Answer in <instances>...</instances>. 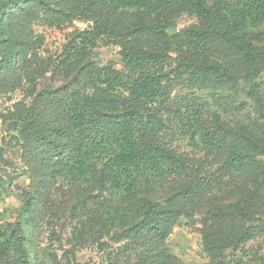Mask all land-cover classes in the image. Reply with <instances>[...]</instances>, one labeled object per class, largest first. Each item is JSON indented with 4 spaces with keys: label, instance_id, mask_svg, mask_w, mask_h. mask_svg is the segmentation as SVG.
Wrapping results in <instances>:
<instances>
[{
    "label": "rangeland",
    "instance_id": "1",
    "mask_svg": "<svg viewBox=\"0 0 264 264\" xmlns=\"http://www.w3.org/2000/svg\"><path fill=\"white\" fill-rule=\"evenodd\" d=\"M23 1L0 0V26L11 38L0 42V264H264V65L253 78L236 65L231 80L203 87L180 74L160 107L161 144L183 160L173 176L158 180L144 169L121 190L78 178L66 166L68 140L64 161L38 160L49 170L36 176L23 159L31 109L41 98L60 100L61 108L42 107L41 120L69 125L93 92L95 69L123 64L105 36L79 45L93 20L73 14L49 26V9L62 8L55 2L33 16L8 15ZM197 23L180 14L167 34ZM251 33L262 34L256 44L264 46V26ZM177 65L165 74L172 78ZM233 151L248 159L237 171ZM148 202L166 209L147 219Z\"/></svg>",
    "mask_w": 264,
    "mask_h": 264
},
{
    "label": "trees",
    "instance_id": "2",
    "mask_svg": "<svg viewBox=\"0 0 264 264\" xmlns=\"http://www.w3.org/2000/svg\"><path fill=\"white\" fill-rule=\"evenodd\" d=\"M23 2H17L8 15L26 12L33 16L39 6L48 7L55 2L62 8L49 9L45 15L49 26L73 14L93 20V31L87 32L79 45L86 43L85 39L92 43L105 36L109 43L121 48L123 64L121 70L113 65L95 69L90 78L93 92L77 105L69 125L43 122L42 107L56 109L62 105L60 100L41 98L40 105L26 117L30 122L24 131L31 133L32 141L26 145L23 159L30 165L47 156L64 161V140H68L72 147V164L70 159L66 163L69 171L78 178L90 176L109 183L116 190L127 188L129 180L144 169L163 180L182 167V158L161 144L165 124L160 117L162 101L181 75H186L193 87H203L215 80H231L236 65L243 67L250 78L264 65V46L256 44L263 36L251 33L264 26V0ZM183 13L195 16L197 25L169 36L173 19ZM10 41L0 26V42ZM66 59L69 61L71 56ZM174 62L178 65L171 78L165 74V67ZM179 119L190 124L181 116ZM230 158L233 171L248 162L237 151ZM46 165L35 164L33 175L46 176ZM158 207L148 202L145 217L151 218ZM162 215L168 222L174 221L169 214Z\"/></svg>",
    "mask_w": 264,
    "mask_h": 264
}]
</instances>
